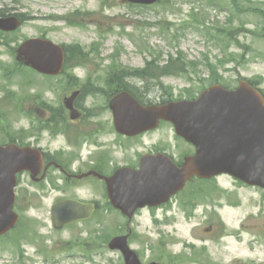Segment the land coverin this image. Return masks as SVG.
Here are the masks:
<instances>
[{
    "label": "rangeland",
    "instance_id": "374dc122",
    "mask_svg": "<svg viewBox=\"0 0 264 264\" xmlns=\"http://www.w3.org/2000/svg\"><path fill=\"white\" fill-rule=\"evenodd\" d=\"M236 1L241 9L234 0H160L148 7L122 0H0V10L23 23L10 37L0 36V144L18 140L50 155L83 157L94 151L95 142L115 152L120 146L137 151L161 146L193 153L171 124L132 140L119 139L106 106L114 92L111 69L141 71L148 63L178 69L143 81L129 79L131 90L146 101L189 100L213 84L236 88L242 80L264 91V0ZM36 37L79 47L87 61L71 64L67 75L54 80L21 70L15 47ZM77 75L89 81L86 105L98 118L72 124L61 106L75 91L69 82ZM59 115L65 119L59 125L62 133L48 120ZM98 183L84 182L76 189L55 176L42 185L25 177L18 190L21 221L0 240V264H120L121 255L104 243L130 230L131 248L144 264H264L261 188L230 176L195 181L190 188L198 190L199 217L191 216L188 188L166 212L144 211L128 224L107 207L105 187ZM67 197L98 201L102 209L89 221L57 231L51 208ZM211 226L215 233L207 231Z\"/></svg>",
    "mask_w": 264,
    "mask_h": 264
},
{
    "label": "water",
    "instance_id": "95a60500",
    "mask_svg": "<svg viewBox=\"0 0 264 264\" xmlns=\"http://www.w3.org/2000/svg\"><path fill=\"white\" fill-rule=\"evenodd\" d=\"M151 5L158 0H127ZM20 27L15 16L0 17V30L13 32ZM17 61L40 73L57 75L64 63L60 46L48 40L31 39L17 50ZM78 93L65 103L78 117L73 102ZM115 126L119 133L136 136L153 130L160 121L175 126L178 136L196 147V153L178 169L164 155L144 158L140 171L124 169L107 178L109 198L115 208L130 220L139 208L156 206L168 200L193 176L203 179L227 174L242 182L264 189V95L249 82L242 81L235 90L211 86L193 101L183 100L165 105L144 107L127 92L111 101ZM42 154L31 147L0 146V235L18 221L13 212L17 174H38ZM96 206L73 199L52 208L53 226L61 230L73 223L90 219ZM128 236L116 237L109 249L120 251L125 264H142L128 243ZM156 264V263H153Z\"/></svg>",
    "mask_w": 264,
    "mask_h": 264
},
{
    "label": "flooded vegetation",
    "instance_id": "af4514ba",
    "mask_svg": "<svg viewBox=\"0 0 264 264\" xmlns=\"http://www.w3.org/2000/svg\"><path fill=\"white\" fill-rule=\"evenodd\" d=\"M64 51H65L64 68L59 78H63L65 75H67L71 64L79 66V56L77 55V51L74 48H70L68 46H65ZM70 84L74 85L73 87H75V90L80 91L79 96L74 101V104L75 107L81 112L80 119L70 122L72 124L74 123L78 124L80 122H84L85 120H87V118L97 119L98 116L92 114V109H88L86 105L87 99L89 98V94L86 92V88L89 87V85H87L89 84V81H85L84 79H81L77 75L72 78V81L69 82V85ZM110 84L112 85V80ZM112 86L113 88H115L117 85L113 83ZM53 119L55 118L52 117V119L50 120ZM99 126H103V125L99 123ZM111 127L112 128L114 127L113 120L111 123ZM100 132L101 130L98 129V133ZM88 135L90 134H86L85 137H88ZM122 137H119V139H123ZM142 149L143 151H137L129 146H120L118 150L115 152L112 151V149L109 146L100 145V143L95 142L94 151L88 153L86 157H83L82 155H78L79 153H70V154L58 153V155H50L48 152L43 151V155L45 158V165H49L46 170L45 182L47 183L51 182L53 177L55 176L56 179L60 181L62 184L69 185L70 187H74L76 189H78L82 184H84V182H88V181H95L96 183L101 182L105 185L104 180H100L98 177L94 175H90V176H84V175L89 172H97L102 176L111 177L119 169L122 168L139 170V168L141 167L143 157L145 155H155V154H166L171 158V160H173V162L178 168H182L185 159L192 154L191 153L185 155L179 152H174L171 148L161 147V146H149L146 148L143 147ZM76 163H78V167L75 166ZM25 177L31 178L30 173L24 172L18 176V186L24 183ZM195 181L203 182V180L194 178L185 186L184 190H182L177 195H175L169 202H167V204H163L154 208L146 207L142 210H139L138 212L139 213H142L144 211L166 212L168 208L172 207L174 202L178 200V197L182 193H184L186 189L189 188L190 195L187 200V205H189V210L191 215L193 217L195 216L194 218L199 217V214H197L196 212L199 211L201 205L197 204L194 200L195 193L198 190H195V188H190L192 182ZM38 185H42V183H38ZM16 194L18 195V188L16 189ZM91 202H94L97 205V209L101 211L102 206L98 201L92 200ZM14 209L17 212L18 209L17 198L14 205ZM184 209L185 208H183V210ZM112 211L122 216V214L119 211L117 210H112ZM214 230L215 228L211 226L207 231L210 233L212 232L215 233Z\"/></svg>",
    "mask_w": 264,
    "mask_h": 264
},
{
    "label": "trees",
    "instance_id": "16d2710c",
    "mask_svg": "<svg viewBox=\"0 0 264 264\" xmlns=\"http://www.w3.org/2000/svg\"><path fill=\"white\" fill-rule=\"evenodd\" d=\"M234 4H235L236 8L238 7V9H240L239 3L236 0H234ZM8 15H10V14H8L7 11L0 10V17H6ZM10 35L11 34H6V33H3V32H0V36H2L3 38L4 37L5 38L6 37H10ZM2 43H3V41H2ZM119 69H121V67L120 68L116 67L115 71L116 72L120 71L118 73H122L123 75L139 76V77H141L143 79H149V77L151 78L153 75L158 74V73L160 75H172V74H174L172 70H178L175 67H173L172 65H170V63H168L163 68H159V67L152 68V63H148L147 64V68H145V69H143L141 71H134L132 73H129V72H127L125 70H122V69L119 70ZM179 71H185V70L182 68ZM120 81H122L121 84H120ZM117 82L119 83V85H118V88L116 89V92H121L123 90L132 92V90H130V86H125V84L123 83V77L120 76L119 80H117ZM253 84L256 85L257 83H253ZM132 93H134V92H132ZM138 98L143 100V98L140 97V96H138ZM191 99H195V97H193ZM106 243H107V241L104 244H106ZM120 264H122V263H120Z\"/></svg>",
    "mask_w": 264,
    "mask_h": 264
}]
</instances>
